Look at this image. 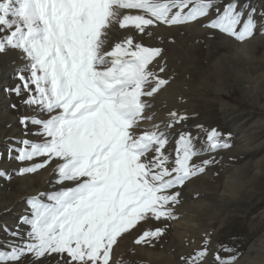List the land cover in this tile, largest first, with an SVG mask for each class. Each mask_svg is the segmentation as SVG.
<instances>
[{
  "label": "snow or ice",
  "instance_id": "6c2138e0",
  "mask_svg": "<svg viewBox=\"0 0 264 264\" xmlns=\"http://www.w3.org/2000/svg\"><path fill=\"white\" fill-rule=\"evenodd\" d=\"M194 23L244 43L264 35V0H0V53L18 50L24 59L20 83L5 91L26 93L23 103L33 109L18 118L26 131L7 151L23 165L19 176L54 164L57 186L27 196L14 229L0 225L13 238L0 244V264L53 256L54 264H112L114 247L140 223L161 226L143 230L135 245L154 247L166 235L183 188L216 162L211 153L231 147V134L197 124L201 141L184 128L188 114L176 110L142 128L155 119L149 100L171 82L163 64L151 68L164 50L132 35L110 41L117 26L152 38L160 25ZM0 177L12 178L5 170ZM209 243L206 234L181 264H204ZM234 251L221 245L215 264H236Z\"/></svg>",
  "mask_w": 264,
  "mask_h": 264
},
{
  "label": "rangeland",
  "instance_id": "374dc122",
  "mask_svg": "<svg viewBox=\"0 0 264 264\" xmlns=\"http://www.w3.org/2000/svg\"><path fill=\"white\" fill-rule=\"evenodd\" d=\"M151 30L155 35L147 38L134 29L117 26L110 41L111 45L132 35L134 42L164 50L151 68L158 71L163 64L161 75L171 82L149 100L153 107L148 112L155 113V119L143 122L142 128L176 110L188 114L184 128L193 136L204 139V133L195 128L197 124L205 130L216 128L225 136L231 134L227 137L231 147L211 153L216 162L186 184L176 206L178 219L169 222L166 235L154 247L133 243L143 230L161 226L153 220L142 222L114 247L112 264H181V256L194 255L203 246L206 234L210 243L204 264H215L213 254L221 245L234 249L231 255L240 253L236 264H264V35L257 32L254 38L239 43L214 35L198 23L160 25ZM23 66L18 50L0 53V170L12 177H0V225L7 224L10 229L26 213L27 196L57 188L50 183L55 180L54 164L36 174L19 176L15 170L23 165L7 151L15 142L13 138H23L26 131L18 118L33 114L32 107L23 103L26 93L18 97L5 91L20 83L16 73ZM34 131L29 125L27 132ZM27 228L20 225L19 230L24 233ZM12 240L0 230V244ZM55 259L47 258L43 264H54ZM23 264H29V259Z\"/></svg>",
  "mask_w": 264,
  "mask_h": 264
},
{
  "label": "bare ground",
  "instance_id": "6f19581e",
  "mask_svg": "<svg viewBox=\"0 0 264 264\" xmlns=\"http://www.w3.org/2000/svg\"><path fill=\"white\" fill-rule=\"evenodd\" d=\"M136 33V32H135ZM237 48V47H236ZM239 53V52H238ZM244 53V52H243ZM174 56V55H173ZM3 86V85H2ZM259 86V85H258ZM261 86V85H260ZM258 88V87H257ZM263 88V87H262ZM256 95V94H255ZM257 96V95H256ZM48 175V174H47ZM43 177H45V176H43ZM42 178V177H41ZM41 180V179H40ZM44 182V181H43Z\"/></svg>",
  "mask_w": 264,
  "mask_h": 264
}]
</instances>
